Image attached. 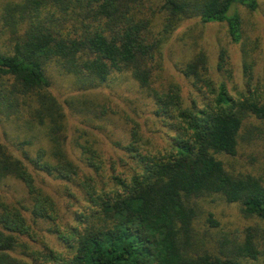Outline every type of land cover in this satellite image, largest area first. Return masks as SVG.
Here are the masks:
<instances>
[{"label": "trees", "instance_id": "trees-1", "mask_svg": "<svg viewBox=\"0 0 264 264\" xmlns=\"http://www.w3.org/2000/svg\"><path fill=\"white\" fill-rule=\"evenodd\" d=\"M239 5L254 10L257 0L1 6L0 264H264V169L237 164L242 149L264 160V77L245 63L233 94L200 49L178 67L195 92L185 98L163 67L165 44L187 20L223 24L239 42ZM226 54L217 69L227 72ZM50 67L82 91L131 78L147 118L59 100ZM65 103L76 113L93 107L99 120L124 113L126 124L114 126L112 143L69 134ZM145 130L163 143L150 148ZM212 195L255 222L233 233L210 212L202 218L199 200Z\"/></svg>", "mask_w": 264, "mask_h": 264}, {"label": "rangeland", "instance_id": "rangeland-1", "mask_svg": "<svg viewBox=\"0 0 264 264\" xmlns=\"http://www.w3.org/2000/svg\"><path fill=\"white\" fill-rule=\"evenodd\" d=\"M8 1L16 0H0V9L3 4ZM237 10L241 17L242 37L239 42H233L227 34L225 25L220 23H198L195 20L184 21L175 31L173 36L168 40L164 47V76L166 79L177 81L181 85V92L184 97H188L189 93H195L188 81L181 75L178 70L179 64L185 62L188 55L203 49L208 55L210 72L214 76L215 82L224 80L227 89L235 94L236 87L242 88L244 64H250L253 70V77L260 80L264 77V0H257V6L254 10H250L245 6L239 5L233 8ZM221 49H225L226 64L228 71L218 70L217 64ZM48 76L52 83L54 94L61 101H80L88 100L91 104L98 107V104L104 105L109 110L123 109L127 114L137 117L143 121L148 116L149 106L147 99L137 98L138 93L135 91V82L126 77L124 82H116L111 87H104L101 93L98 91H82L72 85L71 79L60 74L54 67H50ZM263 84V82H262ZM139 90V89H138ZM207 94V93H206ZM209 95V94H207ZM140 98L142 96L139 94ZM66 114H69V134L75 133L74 130L83 131L84 137H95L101 139L105 143H112L118 138V131L114 126L119 125L122 130V124H126L124 113L109 114L108 120H99L94 118L93 107L90 110L83 108V112H74V107L66 104ZM111 106V107H109ZM106 119V118H104ZM86 131V132H85ZM152 139L148 144L150 148L153 145L162 144L159 137L160 132H148ZM87 134V135H86ZM110 145V144H109ZM238 167L254 170L262 167L264 169V160L256 157L252 151L246 149L241 150ZM250 156V157H249ZM261 161H260V160ZM255 160V161H254ZM254 161L253 163H251ZM243 166H242V165ZM242 168V169H243ZM264 174V173H263ZM11 187L15 186L19 190L16 181L10 182ZM10 187V188H11ZM14 188L9 190V195L16 194ZM63 203V200H61ZM61 204V206H63ZM64 204V203H63ZM202 210V218L207 213L213 214V217L219 222L220 227L226 232L241 233L244 227L252 225L255 220L244 215L237 203H228L222 197L212 195L199 200ZM63 210V208H62Z\"/></svg>", "mask_w": 264, "mask_h": 264}]
</instances>
